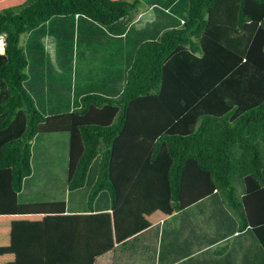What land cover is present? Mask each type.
<instances>
[{
  "label": "trees",
  "instance_id": "trees-1",
  "mask_svg": "<svg viewBox=\"0 0 264 264\" xmlns=\"http://www.w3.org/2000/svg\"><path fill=\"white\" fill-rule=\"evenodd\" d=\"M141 6L153 21L126 30ZM234 21L233 32L256 29L245 48L230 41L222 61L204 52L203 38ZM2 36L0 215L64 213L58 192L83 198L70 210L114 209L116 140L131 105L161 94L167 69L198 101L151 154L155 163L167 145L177 212L163 223L159 263L264 264V0H26L0 11ZM36 137L45 138L34 160L45 178L36 171L30 181ZM189 160L216 192L180 212Z\"/></svg>",
  "mask_w": 264,
  "mask_h": 264
},
{
  "label": "crops",
  "instance_id": "crops-1",
  "mask_svg": "<svg viewBox=\"0 0 264 264\" xmlns=\"http://www.w3.org/2000/svg\"><path fill=\"white\" fill-rule=\"evenodd\" d=\"M14 1L0 0V11L6 9V5L10 7ZM154 17L152 9L142 6L133 12L126 24V30L136 25L143 28L152 22ZM230 25V29H236L235 21ZM211 26L215 27L210 25L209 29ZM219 31L212 36L211 33L209 37L205 36L201 43L204 52L213 54L222 61L219 49H225L227 46L218 39ZM250 32L244 29L235 32V35H244L241 39L245 40V35L252 38L256 29ZM49 47L51 50L54 48L52 45ZM3 53L4 51L0 54ZM228 62L224 60V64L232 69ZM163 73L161 94L137 99L131 105L126 128L116 140L111 165L112 180L118 194L115 208L95 213L70 210L69 208L74 206L81 207L83 198L76 200L68 192H58L56 198L59 201L65 200L69 207L64 213L0 215V264H136L138 257H142L143 264H150L153 260L160 264L158 251L163 223L177 215L172 204L169 182L173 160L168 154L166 144L155 163L150 161L151 154L157 138L198 101L195 96H191L192 99L188 100L191 105L185 108L181 106L177 100L178 92L172 88L170 92L165 89L167 82L170 80L175 83L181 91L184 88L189 95H192L191 92L172 72L164 69ZM167 92L170 93L168 103L163 100L162 95ZM139 102H144V105H139ZM149 103H152V111L161 122L160 129L155 133L146 132L144 128L148 121L146 109L149 110ZM177 105L183 109L181 114ZM42 139L43 137H36L31 143L32 176L28 178L30 181L37 167V162H34L37 158L36 147L44 145ZM142 147L146 149L138 154ZM43 172L38 171L37 176L45 178ZM197 173L203 177H199ZM188 179L194 188L191 191L187 189ZM25 190L26 187L21 191V196L28 194ZM215 192L216 186L211 174L202 171L196 161L189 160L182 177L180 212ZM199 194L201 196L196 197ZM155 231L157 243L150 242ZM152 245L153 248H150Z\"/></svg>",
  "mask_w": 264,
  "mask_h": 264
},
{
  "label": "rangeland",
  "instance_id": "rangeland-1",
  "mask_svg": "<svg viewBox=\"0 0 264 264\" xmlns=\"http://www.w3.org/2000/svg\"><path fill=\"white\" fill-rule=\"evenodd\" d=\"M26 0H15L12 4H11V6L10 7H14V6H18V5H21V4H23L24 2H25ZM7 7H9V5H6V8ZM142 7V6H141ZM220 31L218 32V34H219V36H220V38H219V40L224 44V45H228L229 46V43H230V41L231 40H233V47L234 48H236V47H239V45H241V47L240 48H245V46H246V44H247V41H245V42H241V41H243L241 38H243L244 37V35H241V34H237V35H235V31L233 32V29H227V27H225V29L224 28H222V29H219ZM218 31V30H217ZM218 37V36H217ZM26 39H27V35L25 34V35H23L22 37H21V45H24L25 43H26ZM239 39H241V40H239ZM232 42V41H231ZM3 43L1 42L0 43V45H2ZM182 49V48H181ZM220 50V49H219ZM3 51V49L1 48V52ZM171 77H168V79H170ZM175 80V79H174ZM176 81V80H175ZM177 82V81H176ZM178 83V82H177ZM164 87V86H163ZM171 88L173 89V90H176L178 93L176 94L177 95V100L179 101V104L181 105V106H183L184 108L185 107H189L191 104L188 102V100L189 99H192V97L191 96H194L192 93V95H189V93L183 88V90L181 91V90H179L178 88H177V86L175 85V83H172L170 80L167 82V88H165V89H169V92H170V90H171ZM169 92H167V93H165V94H162L163 95V100L166 102V103H168V98H169V95L168 94H170ZM139 105H144V102H139L138 103ZM190 104V105H189ZM137 106V105H136ZM148 107H149V110L148 109H146L147 110V119H148V121H147V123L145 124V130H146V132H152V133H155L156 131H157V129H160V126H161V122L159 121L160 119H158L155 115H154V111H152V110H154L153 109V106H152V103H149V105H147ZM178 106V105H177ZM178 108H179V106H178ZM176 116H177V114H176ZM165 121H166V119H165ZM164 127V126H163ZM45 138H43V140H44ZM145 145H146V141H145ZM144 145V146H145ZM51 146V144H49V143H47L46 144V150H45V154L48 156V149H49V147ZM38 147H39V145H38ZM146 147V146H145ZM143 148L142 147V149H140L139 151H138V154H141L146 148ZM47 158V157H46ZM45 158V159H46ZM49 158V157H48ZM41 170H43V168L41 167V169L39 170L38 169V167H36V171L38 172V171H40L41 172ZM43 173H45V172H43ZM198 175H199V173H197ZM38 174H36L35 175V177H38L37 176ZM199 177H203L202 175H199ZM35 179V178H34ZM37 181H39V180H36V182ZM45 181H43L42 182V184L44 183ZM32 184H33V181H32ZM39 190H40V193H44L46 190H47V187H42V188H39ZM153 238H151V240H150V242H154V243H157V236H156V231L155 232H153ZM153 243V244H154ZM150 248H153V245L150 247ZM151 255V254H150ZM149 255V256H150ZM146 257H147V255H146ZM135 261H138L136 264H143L144 263V261L142 260V257H138ZM156 262L157 261H155V260H153V262H150V264H156Z\"/></svg>",
  "mask_w": 264,
  "mask_h": 264
},
{
  "label": "clouds",
  "instance_id": "clouds-1",
  "mask_svg": "<svg viewBox=\"0 0 264 264\" xmlns=\"http://www.w3.org/2000/svg\"><path fill=\"white\" fill-rule=\"evenodd\" d=\"M3 43L2 46H3V51L5 52V47H6V38L5 36H2L1 39H0V43Z\"/></svg>",
  "mask_w": 264,
  "mask_h": 264
},
{
  "label": "bare ground",
  "instance_id": "bare-ground-1",
  "mask_svg": "<svg viewBox=\"0 0 264 264\" xmlns=\"http://www.w3.org/2000/svg\"><path fill=\"white\" fill-rule=\"evenodd\" d=\"M1 48L3 49V46L2 45H0V50H1Z\"/></svg>",
  "mask_w": 264,
  "mask_h": 264
}]
</instances>
